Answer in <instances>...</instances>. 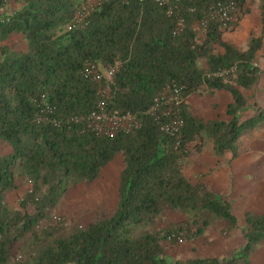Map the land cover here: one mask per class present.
Here are the masks:
<instances>
[{"label": "trees", "instance_id": "trees-1", "mask_svg": "<svg viewBox=\"0 0 264 264\" xmlns=\"http://www.w3.org/2000/svg\"><path fill=\"white\" fill-rule=\"evenodd\" d=\"M16 1L11 9L10 0H0V142L8 148L0 155V264H250L264 241V215H244L243 244L227 257L180 261L166 254L163 243L177 242L192 227L202 235L211 218L222 220L227 233L238 228L229 202L190 182L183 167L192 151L204 148L215 157L237 158L239 138L264 119V110L241 118L250 106L240 92L260 79L262 70L252 64L263 51L264 0H257L259 35L244 51L223 35L246 15L248 0H178L171 15L167 9L175 0L167 6L155 0ZM231 1L236 13L229 30L214 21L200 29L208 7ZM89 63L100 81L83 78ZM114 66L108 81L105 74ZM231 66L234 75L212 76ZM168 85L182 89L179 149L145 114ZM215 90L232 99L228 121L205 122L187 104L189 97ZM102 91H108L107 109L135 115L140 129L108 138L66 122L86 116ZM42 96L55 108L59 127L37 122L33 100ZM118 156L123 167L112 215L85 228L39 226L71 187L93 183ZM22 180L29 187L11 208L5 197ZM167 210L179 212L184 224L147 231Z\"/></svg>", "mask_w": 264, "mask_h": 264}, {"label": "crops", "instance_id": "crops-1", "mask_svg": "<svg viewBox=\"0 0 264 264\" xmlns=\"http://www.w3.org/2000/svg\"><path fill=\"white\" fill-rule=\"evenodd\" d=\"M256 12L260 32L259 8ZM246 18L247 16H244L240 20L239 27H236L235 31H239ZM237 36V33H233V36H230V42L240 51H244L246 47L239 48L235 39ZM260 59L263 64L258 83L251 90H240L246 99L247 106H250L241 114L243 120L255 116L258 110H264V41L263 55ZM212 92L216 97L215 101H210L208 95L195 106H192L195 95L189 97L186 101L190 110L199 119L203 118L205 122L228 121L230 118L226 115V110L228 104L232 102L230 95L223 90ZM238 150L239 155L235 159H232L229 153H225L222 157H215L208 148H204L200 152H191L184 160L185 177L190 182L202 183L207 190L227 200L239 224L237 229L227 233L222 220L211 218L202 235L195 236L192 242H189V249L181 252L180 261L227 257L243 244L241 229L244 226V215L246 213L264 215V119L239 138ZM258 262L264 264V241L253 250L250 256V264H258Z\"/></svg>", "mask_w": 264, "mask_h": 264}, {"label": "rangeland", "instance_id": "rangeland-1", "mask_svg": "<svg viewBox=\"0 0 264 264\" xmlns=\"http://www.w3.org/2000/svg\"><path fill=\"white\" fill-rule=\"evenodd\" d=\"M17 6L18 1L10 0L9 7L11 9H14ZM246 7L248 9V12L245 15L247 18L239 31L236 30V32L235 28L239 27L240 21L233 30L225 32L223 35V39L230 42V36H233V33H237L238 36L235 39L240 49L247 48L250 39L256 37L259 32V19L256 12L259 8L257 0H248ZM12 41L16 42L15 38H13ZM16 47L18 49L20 48V46ZM261 55H263V51L260 52L258 57H261ZM208 95L210 101L213 102L216 100L213 92L204 91L203 95L199 94L193 97L195 100L192 103V106L198 105L203 97ZM194 111L197 112L195 109ZM202 120L204 119L202 118ZM7 150V146L0 142V155L6 153ZM122 167V157L118 156L101 171L98 179L93 183H80L71 187L58 204L50 210L49 221L47 223L45 222L46 224L42 221L39 226L43 227L49 224L61 230L64 228L67 230L74 227L85 228L97 219H103L112 215L115 210L118 178ZM28 187L29 184L25 180L18 181V190L10 191L6 195V202L11 208L18 207V201ZM184 222L185 219L179 212L167 210L156 220L154 225L148 227L146 230L157 231L171 226L177 228L183 225ZM192 229H194V227ZM180 237L181 238L177 242L163 243L166 254L177 260H180L179 258L181 257L180 254L182 251L189 249V242H192L195 235L190 231L182 234ZM20 258L19 255L16 256V260H19ZM258 264H260V262H258Z\"/></svg>", "mask_w": 264, "mask_h": 264}, {"label": "built area", "instance_id": "built-area-1", "mask_svg": "<svg viewBox=\"0 0 264 264\" xmlns=\"http://www.w3.org/2000/svg\"><path fill=\"white\" fill-rule=\"evenodd\" d=\"M158 5L167 6V0H155ZM173 7L167 9V14L171 15L178 10V0H175ZM236 6L234 2L216 3L205 11V17L198 23L203 31L208 21H214L222 31L230 29V25L235 19ZM181 22V21H180ZM263 62L258 60L252 64L253 68L262 69ZM116 66L110 68L105 78L111 81ZM236 66H231L216 71L212 74L215 78H227L234 75ZM83 78L90 82L100 81L103 76L97 71L94 64H87L82 71ZM108 91L99 92V99L94 108L84 117H71L66 122L80 123L83 125L81 132H90L108 138H114L117 134H129L140 129L141 124L135 115L130 113H120L107 109L106 97ZM39 108L37 122L48 123L54 127H59L62 123L55 116V108L46 103L44 97L33 100ZM183 104L182 89L176 85H168L152 99L145 114L153 118L159 127V131L173 138L175 149L180 148L183 120L180 115V108Z\"/></svg>", "mask_w": 264, "mask_h": 264}]
</instances>
